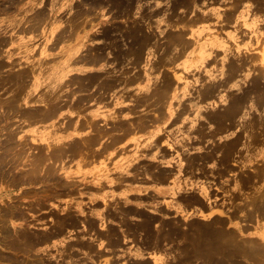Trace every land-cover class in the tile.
<instances>
[{"label":"rangeland","instance_id":"rangeland-1","mask_svg":"<svg viewBox=\"0 0 264 264\" xmlns=\"http://www.w3.org/2000/svg\"><path fill=\"white\" fill-rule=\"evenodd\" d=\"M202 3L0 0V213L10 210L13 234L51 235L35 245L15 238L19 248H10L0 230V264H264V0H223L224 32L199 29L218 21L214 3ZM254 3L251 27L237 10ZM115 158L125 167L120 185L154 181L156 167L171 175L156 185L190 174L208 182L213 199L197 197L220 216L184 224L168 205L145 201L156 212L113 202L94 217L86 174ZM35 165L49 174L30 176ZM16 210L23 217H11Z\"/></svg>","mask_w":264,"mask_h":264},{"label":"crops","instance_id":"crops-1","mask_svg":"<svg viewBox=\"0 0 264 264\" xmlns=\"http://www.w3.org/2000/svg\"><path fill=\"white\" fill-rule=\"evenodd\" d=\"M253 1L255 2L257 0ZM200 2H203L201 5H204L206 3H214L211 10H213L212 12L217 15L216 18L218 19V21H209V19L207 18V21L209 22L204 24V26L202 27L200 26L199 29L206 32H224L223 26L225 25L227 19L230 18V8L221 6V2H223V0H200ZM255 5L256 4L254 3V6ZM237 13V16L239 18L247 19L249 26H257V6H255L253 9L248 10H242L239 8L237 10ZM130 146L131 145H129L128 148H130ZM114 150V152L110 151L111 155H114L115 153L118 157V147H116ZM122 151L123 150L121 149L120 152ZM115 159L112 160L111 165H109L107 168L106 165L94 166L92 168H89V172H87L86 174L91 176V179L87 181L88 183L83 185L85 187V190L87 189L85 191V197L87 198L88 202L91 203V205L87 207V211L88 213H93L94 217H103L100 215H102V213L104 212H107V207L113 202L114 206H118L120 204L127 207L131 206L137 209L145 208L147 210H153L154 212H156V210L151 208H154L156 206L159 209L162 208L163 210H166L168 205V207L172 209L174 215H176L175 217L178 216L177 218H179L180 221H184V224L190 220H207L214 216H220V214L216 210V207L214 206L211 209H208L207 207V209L205 208V210H198L194 204L187 205L188 203L183 200V198L186 197L185 194L190 192V189H188V187L191 189L198 188V186L202 189L203 187L206 188L205 193L204 191L195 192L199 198L203 197V199L205 198L207 201H209L206 198L207 194L211 196V199H213V197L215 196L216 192L215 190L211 189L210 184L202 180H197V176L192 174L186 175L188 177H185V179L182 180L180 179V183L177 182L173 184L163 183L161 185H156L154 181L146 178L131 183L125 182L124 185H120V182L122 181L117 178L116 172L122 170L123 168L125 169V167L124 163L118 161V158L116 160ZM104 184L107 185L105 188H103ZM182 193H184V196ZM140 198L142 199V201H139ZM145 201L151 203V205H153L154 207H150V205L148 206ZM211 203L220 204L215 200H212ZM96 204L101 205L97 206ZM106 204L108 206H106ZM114 206L112 208H114ZM93 207L95 208L93 211H91ZM252 225L257 228L256 218L255 221H253Z\"/></svg>","mask_w":264,"mask_h":264},{"label":"bare ground","instance_id":"bare-ground-1","mask_svg":"<svg viewBox=\"0 0 264 264\" xmlns=\"http://www.w3.org/2000/svg\"><path fill=\"white\" fill-rule=\"evenodd\" d=\"M212 1V0H211ZM218 1V0H217ZM129 5V4H128ZM123 15V14H122ZM126 15V14H125ZM134 22V21H133ZM136 37V36H135ZM146 37V36H145ZM173 38V37H172ZM147 44V43H146ZM145 44V45H146ZM97 58V57H96ZM83 81V80H82ZM105 82V81H104ZM13 83V82H12ZM91 96V95H90ZM262 98V97H261ZM79 100V99H78ZM260 101V100H259ZM160 107V106H159ZM157 110V109H156ZM1 112V111H0ZM32 114V113H31ZM1 115V114H0ZM218 115V114H217ZM237 116V115H236ZM217 117V116H216ZM143 118V117H142ZM215 119V118H214ZM141 120H143V119H141ZM140 120V121H141ZM219 120V119H218ZM144 122V121H143ZM218 122V121H217ZM224 122V121H223ZM146 122H144V124H145ZM141 124H143L142 122H141ZM143 124V125H144ZM140 125V124H139ZM138 125V126H139ZM218 128V127H217ZM142 129V128H141ZM130 132V131H129ZM133 132V131H132ZM101 134V133H100ZM111 137V136H110ZM119 137V136H118ZM89 138V137H88ZM90 138L92 139V137L90 136ZM115 138V137H114ZM9 139V138H8ZM112 139H113V135H112ZM87 140H89L90 141V139H87ZM88 141V142H89ZM94 141V140H93ZM111 141V140H110ZM112 141H114V140H112ZM117 141V140H116ZM4 143V142H3ZM7 145L10 143L11 144V140H8L7 142ZM87 143V142H86ZM89 143H92L91 141L89 142ZM89 143L87 144L88 146H90V145H92V144H90L89 145ZM109 143V142H108ZM113 143V142H112ZM112 143L110 144L111 146H112ZM5 144V143H4ZM14 144V143H13ZM71 144V143H70ZM95 144V143H94ZM230 144V143H229ZM73 145H71V147H72ZM79 146V145H78ZM105 146H107V145H105ZM232 146V145H231ZM4 147H6V146H4ZM70 147V148H71ZM77 147V146H76ZM108 147H110V146H108ZM107 147V148H108ZM60 148V147H59ZM65 148V147H64ZM70 148L68 147L67 149H69L70 150ZM106 148V147H105ZM231 148V147H230ZM5 149V148H4ZM62 149H63V147H62ZM72 149H73V147H72ZM71 149V150H72ZM79 149V148H78ZM222 149V148H221ZM75 150V149H74ZM63 151V150H62ZM67 151V150H66ZM229 151V150H228ZM68 152V151H67ZM62 153V152H61ZM5 154H7V153H5ZM64 154V153H63ZM227 154V153H226ZM5 156V155H4ZM3 156V157H4ZM47 156V155H46ZM223 156V155H222ZM38 157V156H37ZM206 157V156H205ZM225 157H226V155H225ZM225 157H223V158H225ZM227 157H229L228 156V154H227ZM2 158V157H1ZM0 158V176H1V173H2V175L4 174V169H6L5 167H6V165H4V163L6 164V161H3L2 159ZM7 158V157H6ZM51 158V157H50ZM53 158V157H52ZM4 159V158H3ZM38 159V158H37ZM35 160V161H38V160ZM207 159V158H206ZM8 160V159H7ZM42 160V159H41ZM204 160V159H203ZM45 161V160H44ZM50 161V160H49ZM3 162V163H2ZM8 162H10V160L8 161ZM39 163H40V161H38ZM43 162V161H42ZM38 163V164H39ZM45 163V162H44ZM198 163V162H197ZM35 164H36V162H35ZM41 164V163H40ZM43 164V163H42ZM52 164V163H51ZM200 164V163H199ZM222 164V163H221ZM34 165V164H33ZM193 165V164H192ZM40 165H38V166H36L35 165V167L34 166H32L31 167V169H30V171H29V173L31 174L30 176H33V177H35L36 176V173H38V169L40 168V169H42L41 167H39ZM42 166V165H41ZM143 166V165H142ZM15 167V166H14ZM49 167V166H48ZM54 167V166H53ZM47 168V167H46ZM154 168V167H153ZM156 168H158V167H156ZM156 168L155 169H152V171H154L153 172V174H151V173H149V171L151 170L150 168H148L147 166L146 167H139V168H137V169H134L135 171H133V174H135V175H142L143 174V171H148V173L150 174V175H152L153 177V180L155 181V182H163L165 179H166V177H167V175L169 174L168 173V171L169 170H166V169H164V170H162V169H157L156 170ZM50 168H48V170H49ZM51 169H52V167H51ZM201 169V168H200ZM218 169V168H217ZM38 170V171H37ZM48 170H46V169H42V171L44 172H48ZM132 170H133V168H132ZM166 170V171H165ZM136 171H138V173L136 172ZM191 171V170H190ZM220 171V170H219ZM40 173H41V171H39ZM51 172V171H50ZM53 172V171H52ZM171 172V171H170ZM6 173V172H5ZM39 173V174H40ZM132 173V172H131ZM168 173V174H167ZM172 173V172H171ZM27 174H28V172H27ZM48 174H49V172H48ZM165 174H167V175H165ZM260 174V173H259ZM6 175H4V177H5ZM27 176V175H26ZM171 176V175H170ZM169 175H168V177H170ZM3 177V176H2ZM32 177V178H33ZM167 177V178H168ZM21 178H24V177H21ZM29 178V177H28ZM32 178H29V179H32ZM35 179V178H34ZM34 179H33V181H34ZM18 180H19V178H18ZM20 180H23V179H20ZM25 180V179H24ZM26 180H27V178H26ZM126 180H128L129 181V179L127 178ZM28 181V180H27ZM37 182V181H36ZM263 193V192H262ZM183 194V196H184V193H182ZM182 194H181V196H182ZM185 198L183 199V200H185L187 203H188V205L190 204V205H192V204H194V205H198V207H200V208H203V207H205L206 209H207V207L208 208H212V206L213 205H207V203H205V202H203V201H201L198 197H197V194H194L193 192L192 193H187V194H185ZM256 196V195H255ZM254 196V197H255ZM262 196V195H261ZM256 197H258V196H256ZM263 199V198H262ZM261 198H260V200L261 201H259V202H261V203H264V202H262V201H264V200H262ZM259 200V199H258ZM260 203V204H261ZM256 204H259V203H256ZM255 204V205H256ZM123 209V208H122ZM129 210H130V208H128ZM259 209V208H258ZM257 209V210H258ZM263 209V208H262ZM262 209H260L261 210V212H262ZM259 210V211H260ZM264 210V209H263ZM10 211V210H9ZM9 211H6L5 213H0V225H1V235H2V238L4 239V238H6V237H10V238H8V239H6L5 241H6V243H9V244H5L4 242V244L5 245H7V246H9L10 248H11V246H14V245H16V239L15 238H17V239H19V238H23V239H25V240H28L29 242H32L34 245L35 244H37V243H43V242H45L46 240H48L49 238H51V235H49V234H44L43 236H36L35 235V233L34 234H32V233H29V232H27V231H19V232H17V233H15V234H13L12 232H10V229H7V227L5 226L6 224H5V220L7 221V218L9 219L10 218V212ZM13 212V211H12ZM129 212V211H128ZM127 212V213H128ZM254 212H256V211H254ZM261 212H259V213H261ZM264 212V211H263ZM130 213H133L135 216H138V217H140V221H142V219L144 220H146V224H148V222H150L151 220H153V215H150V213L148 214L147 212H141V211H131ZM250 213V212H249ZM264 214V213H263ZM263 214H261V215H263ZM259 215V214H258ZM131 216V215H130ZM249 216H251V215H249ZM252 216H253V214H252ZM11 217H23L22 216V214H21V212L20 211H18V210H16V211H14L13 212V214H11ZM253 217H255V215L253 216ZM246 218V217H245ZM251 218V217H250ZM214 220H216V219H214ZM252 220V219H251ZM162 222L163 223H167V221H163L162 220ZM161 222V223H162ZM207 222V221H206ZM74 223V222H73ZM94 223V222H93ZM92 223V224H93ZM134 223V222H133ZM162 223V225H164ZM204 223V222H203ZM215 223V222H214ZM67 224V223H66ZM64 225V228H67V225ZM137 224H139V223H137ZM191 224H192V222H191ZM210 224H212V221L211 222H207L206 223V225H204L202 228H201V230H202V232H203V234L205 233V234H208L209 233V231H210V227H209V225ZM94 225V224H93ZM176 225V224H175ZM200 225L202 226V224L200 223ZM222 225V224H221ZM167 226V225H166ZM165 226V227H166ZM170 226V225H169ZM177 226V225H176ZM206 226V227H205ZM215 226V225H214ZM218 226V225H217ZM192 228H194L193 226H191ZM191 227H189V228H191ZM199 227V226H198ZM220 227V231H222L223 230V226H219ZM167 229H169V228H167ZM141 230V229H140ZM171 230V229H170ZM175 230V229H174ZM176 230H178L179 231V229H176ZM188 230V229H187ZM144 231V230H143ZM148 231V230H147ZM153 231V230H152ZM172 231V230H171ZM194 231V230H193ZM227 231V230H226ZM131 233H132V231H130ZM145 232V231H144ZM165 232V231H164ZM173 232V231H172ZM199 232V231H198ZM202 232H200L199 234V236H201V233ZM213 232V231H212ZM54 233H57V232H54ZM59 233V232H58ZM133 233H135V232H133ZM197 233V232H196ZM224 232H222V234H223ZM118 234V233H117ZM204 234V235H205ZM229 234V233H228ZM142 235V234H141ZM157 235V234H156ZM155 235V236H156ZM180 235V234H179ZM225 235V234H224ZM232 235V234H231ZM231 235H229V236H231ZM149 236V235H148ZM163 236V235H162ZM178 236V235H177ZM211 236V235H210ZM219 236V235H218ZM226 236V235H225ZM232 236H234V235H232ZM164 237H166L165 235H164ZM179 237V236H178ZM182 237V236H181ZM193 237H196V236H194V234H193ZM206 237H208L207 235H206ZM220 237V236H219ZM146 238H147V236H146ZM196 238H198V237H196ZM208 238H210V237H208ZM220 238H222V237H220ZM236 238V237H235ZM3 239H2V241H3ZM148 239V238H147ZM161 239V238H160ZM198 239H202V238H198ZM213 239V238H212ZM227 239V238H226ZM232 239H233V237H232ZM231 239V240H232ZM141 240V239H140ZM144 240V239H143ZM159 240V239H158ZM195 240V239H194ZM214 240V239H213ZM222 240V239H221ZM230 240V241H231ZM112 242H115V241H113V240H111ZM229 241V244H227V243H225V241H221V242H223V244L225 243V244H227V245H229L230 246V243H232V242H234V241H236V240H232V242H230ZM158 242H160V241H158ZM212 242V241H211ZM214 242V241H213ZM216 242H217V240H216ZM215 242V243H216ZM220 242V243H221ZM226 242H228V241H226ZM147 243H148V241H147ZM203 243V242H202ZM208 243H210V241L208 242ZM257 243H258V241H257ZM260 243V242H259ZM112 244V243H111ZM117 244V243H116ZM143 244V243H142ZM197 244V243H196ZM204 244V243H203ZM202 244V245H203ZM206 244V243H205ZM204 244V245H205ZM214 244V243H213ZM218 244H219V240H218V242H217V246H218ZM222 244V243H221ZM224 244V245H225ZM233 244V243H232ZM232 244H231V246H232ZM203 245V246H204ZM216 244H214L213 246H210L209 245V249H210V247H214ZM226 245V246H227ZM259 245V244H258ZM260 245H261V243H260ZM194 246V245H193ZM216 246V247H217ZM219 246H221V245H219ZM219 246L217 247V248H219ZM229 246H227V247H229ZM231 246L229 247V250L231 249ZM241 246V245H240ZM252 246V245H251ZM262 247H263V245H261ZM14 247H16V248H19V245L17 244L16 246H14ZM146 247V246H145ZM202 246H200L199 248H201ZM233 247V246H232ZM237 247V246H236ZM243 247V246H242ZM254 247V246H253ZM235 247H233L232 248V250L234 249ZM204 249V248H203ZM208 249V250H209ZM212 249V248H211ZM210 249V250H211ZM214 249V248H213ZM223 249V248H222ZM221 249V250H222ZM227 249L228 248H226V251H227ZM193 250H194V248H193ZM196 250H198V249H196ZM217 250V249H216ZM216 250H214L215 251V254H216ZM240 250H244V249H240ZM259 250H260V248L259 247H257V253L259 252ZM195 251V250H194ZM202 251V250H201ZM214 251H213V254H214ZM219 251H220V249H219ZM222 251H225V250H222ZM210 252H212V250L210 251ZM232 252V251H231ZM235 252V251H234ZM233 252V253H234ZM96 253V252H95ZM230 252H228V254H229ZM238 253H241V252H238ZM245 254H246V252H244ZM263 253V252H262ZM201 254V253H200ZM199 253H198V255H200ZM211 254V253H210ZM218 254V253H217ZM225 254V253H224ZM236 254H237V252H236ZM236 254H234V255H236ZM242 254V253H241ZM225 255H227V254H225ZM258 255V254H257ZM2 256V254H0V257ZM229 256V255H228ZM230 257V256H229ZM235 257V256H234ZM247 257V256H246ZM222 258V257H221ZM228 258V257H227ZM261 258V257H260ZM230 259V258H229ZM256 259V258H255ZM237 260V259H236ZM229 260H227V261H225L224 262V264H226V262H228ZM223 262V261H222ZM218 264V263H217ZM219 264H221V262L219 263ZM230 264V263H229Z\"/></svg>","mask_w":264,"mask_h":264}]
</instances>
